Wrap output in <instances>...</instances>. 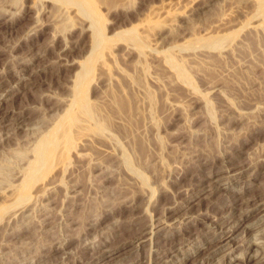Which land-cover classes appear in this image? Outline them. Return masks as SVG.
<instances>
[{
    "label": "rangeland",
    "instance_id": "374dc122",
    "mask_svg": "<svg viewBox=\"0 0 264 264\" xmlns=\"http://www.w3.org/2000/svg\"><path fill=\"white\" fill-rule=\"evenodd\" d=\"M246 258L264 0H0V264Z\"/></svg>",
    "mask_w": 264,
    "mask_h": 264
},
{
    "label": "bare ground",
    "instance_id": "6f19581e",
    "mask_svg": "<svg viewBox=\"0 0 264 264\" xmlns=\"http://www.w3.org/2000/svg\"><path fill=\"white\" fill-rule=\"evenodd\" d=\"M181 69L182 68H180V71H181ZM178 70H179V67H178ZM183 70V69H182ZM179 71V72H180ZM182 72V71H181ZM185 72V71H184ZM184 72H182V74L184 73ZM185 74V73H184ZM180 75H181V73H180ZM181 76H183V75H181ZM185 76V75H184ZM47 139H49V137L47 138ZM43 140V139H42ZM44 141H45V139H44ZM43 141V142H44ZM46 142V141H45ZM41 144H40V148H38V150H37V155H36V158H35V162H34V164H32L31 166H32V169L31 170H33L34 168H35V166H36V164L39 162V161H41V159L43 158V156H44V150L47 148L46 147V145L43 143V145H42V142H40ZM49 143H50V141H49ZM49 143L47 144V145H49ZM42 146V147H41ZM205 189V188H204ZM198 195V194H197ZM195 196V195H194ZM212 222H213V220H212ZM226 228V227H225ZM229 229V228H228ZM224 230V229H223ZM231 230V229H230ZM226 231V230H225ZM223 234V233H222ZM244 261H242L243 262V264H256L255 263V261H253L252 259H248V258H246V259H243Z\"/></svg>",
    "mask_w": 264,
    "mask_h": 264
}]
</instances>
